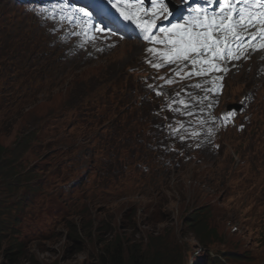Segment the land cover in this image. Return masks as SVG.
I'll use <instances>...</instances> for the list:
<instances>
[{"label": "rangeland", "instance_id": "obj_1", "mask_svg": "<svg viewBox=\"0 0 264 264\" xmlns=\"http://www.w3.org/2000/svg\"><path fill=\"white\" fill-rule=\"evenodd\" d=\"M84 13L68 0L38 11L0 0V145L17 149L22 167L13 191L0 192L5 210L0 264H99L107 243L122 244L145 259L138 264H264L260 56L237 63L243 70L226 76L221 98L224 109L245 98L250 115L245 129L220 134L219 149L201 152L202 161L145 172L137 165L143 162L139 151L149 146L142 132L126 137L122 125L112 129L101 118L117 121L120 112L137 105L122 110L118 101L131 87L125 75L140 61L142 49L128 39L113 47L110 32L97 27L96 21H106L101 14L92 15L93 21ZM75 24L85 28L81 43L101 55L66 56L65 62L55 55ZM134 43L138 49L133 51ZM139 112L146 115L144 106ZM112 136L122 144L121 157H109ZM127 139L142 149L127 150ZM100 161L132 177L138 168L143 177L136 183L154 185L120 193L117 177L93 166ZM88 165L101 185L111 180V187L99 191L82 180L79 192L71 190ZM63 171H69L65 180L53 179ZM194 216L203 219L205 230L189 226Z\"/></svg>", "mask_w": 264, "mask_h": 264}, {"label": "snow or ice", "instance_id": "obj_2", "mask_svg": "<svg viewBox=\"0 0 264 264\" xmlns=\"http://www.w3.org/2000/svg\"><path fill=\"white\" fill-rule=\"evenodd\" d=\"M236 3H243L244 6L237 9ZM143 5L144 0H139V11L143 12L144 17H149L148 19L138 17L135 13L126 14L122 12L121 14L124 15L125 19L133 20L137 27L141 28L145 33V40L151 39L155 43L170 45L169 51L163 54L169 62L188 60L190 55L195 54L196 58L191 61L193 65L209 64V70L219 71L220 69L212 63L211 59H198L202 52L210 54L214 59H224L226 56L238 58L233 55V46L230 45L228 36L232 35L233 40L236 41L234 47L239 50L243 40L236 30H247L257 23L262 26L260 39L264 40V0H235V3L231 4L229 0H220L221 14L219 17L213 15L209 18L206 11L201 16L202 10L197 8L195 9L197 15L190 17L183 24L176 23L172 24L171 27L160 29L165 36L164 40L152 36V29L157 27V20L161 16L167 19L172 15L169 11V4L166 0H151L150 8L145 9ZM194 29H201V31ZM217 32L222 34V39L214 37V33ZM252 39H256V37L253 36ZM261 47L264 48V44ZM150 51L155 52V49H150ZM204 71L205 69L201 68V71L195 74H203Z\"/></svg>", "mask_w": 264, "mask_h": 264}, {"label": "clouds", "instance_id": "obj_3", "mask_svg": "<svg viewBox=\"0 0 264 264\" xmlns=\"http://www.w3.org/2000/svg\"><path fill=\"white\" fill-rule=\"evenodd\" d=\"M45 74H47V72H45ZM223 93H224V91H223ZM223 93L220 96V98L217 100L215 111H214L215 116H219L223 110L228 111L230 109H233V108L236 109L237 108V107H234L235 105H229V106H227L226 109L223 108V106L221 104V101H222L221 98L223 96ZM119 108H121L122 110L125 109L123 107H119ZM144 108H145V113L147 114L150 111L149 107L146 106ZM137 112H139V110H137ZM123 113H124L123 111L119 113L121 121H125ZM244 113L238 114L235 118V121H234L236 126L244 125L241 132L245 129L246 124L250 123V115H249L248 110H247V113H245V114ZM148 115H146V116H148ZM247 115L249 116L248 119L244 120V118ZM140 116H145V115L143 113H140ZM101 118L104 120H107V117H105V116L101 117ZM152 119L154 121L153 122L154 124L160 122L159 118H152ZM114 123H115L114 125H111L112 129H115V127L120 125V124H117L116 122H114ZM122 125H123V123H122ZM119 129H120V127H119ZM222 133H224V132H220L217 135V139L214 142V146H216L217 149L213 148L212 152L217 151L219 149L218 139H219V135ZM110 144H111V146H110L109 150L115 149V148H117V149L120 148L122 150V152H124V149H122L121 147H118V144H117V142L113 136L110 139ZM112 152H114V151H112ZM158 152L160 154L157 153L156 151H153L152 149L145 150L142 153L139 152L140 154L138 153V156H139V158H141L143 160V162L142 163L139 162L138 164L136 163V161H134V162H135V164L140 165L141 167L144 166L145 172L156 171L159 173H163L164 170H168V169L173 168V167L174 168H183V166H185L186 164H189L190 162L197 161V160H199V161L203 160V158H202L203 154L201 152H193V154H191V153L188 154V152L182 151L183 154L185 155V157H181L180 154H179V156H177L178 153H176V152H174L172 155L166 154V156L162 153L161 150H158ZM91 162H92V160H91ZM93 166H95V165H93ZM90 167L91 166H88V168L86 169V173L84 174L83 177H81L79 180L71 182V185H70L71 190H73L74 192H79V190H77V187L81 184L82 180H84L86 183H89V182L95 183L97 186V189L99 191H105V188L111 187V185H112L111 180L106 181L103 185H101L98 182L97 177L90 172ZM95 169L101 173H103L104 171H110L113 176H116L118 179L117 191H119L120 193H125V194L137 193L141 190H144V189L149 188V187L154 185V184H149L146 187H140V185L138 183H136L135 179L137 176H139V179H142V177H143V175L140 174V171L138 168H134V173L136 174V176H134V177H132L131 174L128 172L119 171L116 168L114 169V167L110 166L107 163L105 165H100L99 168L95 166ZM68 172L69 171H63L61 173H57L53 177V179L58 181V182L63 181L66 179ZM32 189L34 190L35 188H32Z\"/></svg>", "mask_w": 264, "mask_h": 264}, {"label": "trees", "instance_id": "obj_4", "mask_svg": "<svg viewBox=\"0 0 264 264\" xmlns=\"http://www.w3.org/2000/svg\"><path fill=\"white\" fill-rule=\"evenodd\" d=\"M20 154L17 149H9L0 145V192L4 193L13 191V182H18L21 170ZM27 178V177H26ZM5 212L2 200L0 198V216ZM192 223L189 226L193 229H206V223L201 217H191ZM2 221L0 220V229ZM195 229V230H197ZM209 232V231H208ZM3 238H0V243ZM123 246V247H122ZM104 254L106 256H104ZM104 254L100 255L99 264H127V263H142L145 259L135 255L133 251H127L124 245L113 244L104 245ZM143 256V255H141ZM108 257V259H106ZM107 261V263H106ZM160 264V263H153Z\"/></svg>", "mask_w": 264, "mask_h": 264}, {"label": "bare ground", "instance_id": "obj_5", "mask_svg": "<svg viewBox=\"0 0 264 264\" xmlns=\"http://www.w3.org/2000/svg\"><path fill=\"white\" fill-rule=\"evenodd\" d=\"M117 1H119V0H117ZM0 30H4V28H0ZM69 33L71 34V38L69 40H67V41H64L62 43L61 49L59 50V54H55L62 61L64 60L65 56L67 55V53L69 52L71 47L75 46V44L77 42H81L83 40V37L79 34V32H76L75 30L71 29L69 31ZM131 49H133V51L137 50L138 49V44L134 43V45L132 46V48H130V50ZM121 64H122V62H121Z\"/></svg>", "mask_w": 264, "mask_h": 264}]
</instances>
